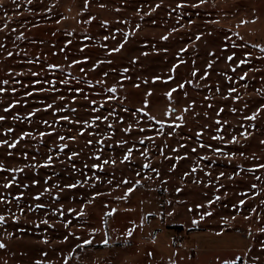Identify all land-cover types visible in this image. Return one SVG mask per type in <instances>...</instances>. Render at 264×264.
Returning a JSON list of instances; mask_svg holds the SVG:
<instances>
[{"label": "rangeland", "instance_id": "374dc122", "mask_svg": "<svg viewBox=\"0 0 264 264\" xmlns=\"http://www.w3.org/2000/svg\"><path fill=\"white\" fill-rule=\"evenodd\" d=\"M0 88V264H264V0H0Z\"/></svg>", "mask_w": 264, "mask_h": 264}, {"label": "snow or ice", "instance_id": "6c2138e0", "mask_svg": "<svg viewBox=\"0 0 264 264\" xmlns=\"http://www.w3.org/2000/svg\"><path fill=\"white\" fill-rule=\"evenodd\" d=\"M29 2H31V0H29ZM204 2H205V0H200V3H201V4L204 3ZM180 6H182V5H180ZM198 6H199V5H192V7H198ZM157 7H159V5H158ZM163 38H164V39H167V37H163ZM105 39H107V37H105ZM197 39H199V36L197 37ZM69 43H71V41H69ZM121 47H122V45H121ZM114 51H119V48L114 49ZM8 55L11 56L12 53L9 52ZM227 59H228L229 61H231V60H233V56H228ZM247 62H248V61H247L246 59H242V60H240L239 63H240V64H245V63H247ZM73 63H79V61H73ZM237 66H239V65H237ZM50 67H52V66H50ZM209 67H211V64L209 65ZM81 71H83V69H81ZM125 71H127V69H125ZM233 71H235V68L233 69ZM195 74H196V73L194 72L193 75H195ZM32 75H38V74H37V73H32ZM105 75H107V74H105ZM205 75H207V73H205ZM245 75H247V74L245 73ZM241 79H243V77H241ZM4 83L7 84L8 81L5 80ZM37 83H39V81H37ZM65 83H66V82H65ZM179 87L182 88L183 85H180ZM3 91H4V89H3V88H0V92H3ZM13 91H15V89H13ZM76 91H77V92H81L82 90L79 89V88H77ZM109 91H110V92H115L116 89H115V87H113V88H110ZM174 91H176V89H172L170 92L166 93V95L169 97V99L171 98L172 92H174ZM230 91H231V92H234L235 89H230ZM149 94H150V93H149ZM27 95L31 96L32 93L29 92V93H27ZM112 98H113V97H110V99H112ZM61 99H63V97H61ZM85 99H87V97H85ZM93 103H95V102L93 101ZM145 103H147V101H146ZM9 107H13V105H9ZM52 107H53L52 104H48V105H47V108H52ZM7 111H8V108H5V112H7ZM35 111H39V109H36ZM61 111H63V110L61 109ZM73 111H75V109H73ZM221 111H223V109H221ZM257 112H259V110H257ZM34 114H35V112H30L28 115L31 117V116H33ZM256 115H257V113H253L252 116L246 117V119L254 120V119L256 118ZM3 119H5V117H4V116H0V120H3ZM61 119H63V120H69V117H68V116H62ZM96 119H100V117H96ZM105 119H107V118L105 117ZM150 119H154V117H150ZM44 123L47 124V121H45ZM217 123H219V122H217ZM109 127H111V125H109ZM9 131H12V130L9 129ZM124 131H125V132H129V131H131V126H129L128 128L124 129ZM140 131L143 132L144 129H140ZM29 135H31V133H23V134L21 135L20 139H23L25 136H29ZM40 135H41V136H44V135H50V133H40ZM197 135H199V134H197ZM242 135H245V136H246L245 133H242ZM59 139H60V140H64L65 137L60 136ZM73 139H74V137H73ZM149 139H151V138H149ZM213 139H223V137H221V136H214ZM231 142L235 143V142H236V137H232V141H231ZM0 143L8 144L7 141H3V142H0ZM17 143H18V141H17V142H14V143H11V144H8V147H10V148H14V147L17 146ZM89 143H91V141H89ZM140 143H143V140H141ZM262 143H264V141H262ZM64 147H67V146H66V145H61V150H63ZM201 147H204V145H201ZM209 147H211V146H209ZM192 151L195 152L196 149H192ZM215 151H216V152H220V149H215ZM131 154H132V149L129 148V149H128V152L124 155V157H123V161H122V162H124V161H128V160L130 159ZM146 154H147V150H145V152H142V153H141V155H146ZM73 155L75 156V155H77V153H73ZM241 155H243V153H241ZM96 159L98 160L99 157H96ZM203 159H207V157H203ZM51 162H52V157L49 156V157H48V160H47V163H46L44 166L47 167L48 164H50ZM105 163H107V161H105ZM113 163H115V162L113 161ZM0 167H2V166H0ZM93 167H94V168H97V167H101V166H99V165H93ZM144 167L147 168L148 165L145 164ZM173 167H175V165H174ZM258 167H260V168H264V164H260V165H258ZM13 171L22 172L23 169H14ZM153 171H155V169H153ZM193 171H195V168L193 169ZM250 171H251V169H250ZM157 175H159V173H157ZM223 175H224V173H220V176H223ZM33 183H36V181H33ZM125 183H127V181H125ZM137 183H139V181H137ZM76 186H77L76 184H69V185H67L66 187H68V188H74V187H76ZM3 187H4V188H9V187H11V181H10L9 183H5V184L3 185ZM253 187H255V185H253ZM45 191H48V189H45ZM131 191H132V189L129 188V189H128V192H131ZM178 191H179V190H178ZM21 195H23V194H21ZM126 195H127V194H126ZM0 199H2V198H0ZM35 199L38 200V199H39V196L35 197ZM216 199H219V197H217ZM209 203H211V201H210ZM244 203H245L244 200H241V201H240V204H241V205L244 204ZM37 207H43V205H37ZM199 207H202V206H201V205H197V208H199ZM29 211H31V209H29ZM69 211H73V210H72V209H69ZM115 211H116V210L113 209V212H115ZM190 211H191V209H190ZM81 214H82V213H81ZM111 214H112V213H108V215H111ZM211 214H212V213H210V212H208V213H204V215H208V216H210ZM169 215H171V213H169ZM203 218H204V217L201 216V219H203ZM4 219H5V217H4L3 215H0V222H3ZM44 223H47V221H44ZM197 223H198V221L193 220V224H197ZM65 227H67V225H65ZM261 231H264V229H261ZM131 234H132L131 231H129L128 235H131ZM65 240H67V237H65ZM83 243H84V244H90L91 241H90V240H84ZM103 243L107 244V240L103 241ZM2 247H4V245H3L2 243H0V248H2ZM78 247H79V245H78ZM236 259H239V257H237ZM36 264H40V262L37 261ZM221 264H236V260H235V259H231V260L224 259V260L221 261Z\"/></svg>", "mask_w": 264, "mask_h": 264}]
</instances>
